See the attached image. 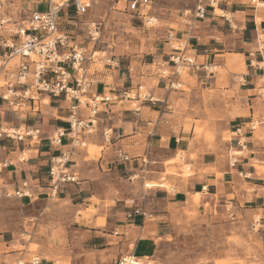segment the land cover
Listing matches in <instances>:
<instances>
[{
  "label": "crops",
  "instance_id": "1",
  "mask_svg": "<svg viewBox=\"0 0 264 264\" xmlns=\"http://www.w3.org/2000/svg\"><path fill=\"white\" fill-rule=\"evenodd\" d=\"M122 2L126 9V0L120 4ZM216 2L214 6L207 3V15L199 24L193 27L184 25L177 32H181L182 39H190L192 47L187 53L196 56L198 62L212 61L225 69L240 68V73H229L230 77L213 75L211 81L197 78L201 85H211L209 88H213L215 95L230 94L235 90L236 95L232 93L235 99H230V105L233 110L235 104L237 110L227 114L229 131L235 135L236 129L242 126L247 132V145L237 163L231 166L226 155L229 149L240 150L237 145L239 136L235 135L227 142L219 134L216 138L198 135L194 125L189 129L183 122L175 126L166 119L169 113L165 109L167 105L174 106L171 101L176 94L174 91L164 93L162 87L151 90L150 95L157 101L118 99L103 106L95 133L86 137L87 146L71 158L69 169L78 181L62 184L58 193L51 196V161L66 147L51 145L48 137L57 128L68 126V103L60 98H46V113L42 109L41 113L27 117L33 119V126L41 129L37 142L0 139V186L9 191L21 189L28 193L21 198L1 199L34 209L37 204L52 206L38 209L39 214L30 218L32 223L26 218L22 223L19 221L24 229H33L32 240L28 243L21 242L20 228L9 231L0 218V264H15L19 259L29 262L35 255L40 256L41 264H120L126 257L144 260L162 237L159 220L163 212L156 213L163 206L186 203L191 199L195 203L198 194L211 200L219 194L228 197L237 191L248 196L238 185L245 190L254 189L258 211L264 214V191H261L264 172L260 173L257 168V163H264V127L258 128L263 129L261 132L248 129L249 122L264 113V97L259 92L264 86V77L248 65L247 52L254 47L255 40L245 42L242 38L241 42L237 41L247 45L242 51L231 47L232 37L251 35L257 28L264 27V0H257L256 4L251 0ZM36 8L44 10L46 4H38L36 0H16L8 10L13 13V10ZM95 9H101V2L88 8L86 15L77 16L73 10L71 18L63 15L62 19L72 27L70 31H76L79 27L72 25L73 20H93L91 13ZM216 10L222 14L216 15ZM81 36L79 38L84 39ZM159 39L164 43H153L147 53L151 55L148 59L124 63L121 55L115 57L116 67L93 64L94 91L112 94L136 88L143 80L157 79L154 75L158 74L161 63L169 64L170 53L165 37ZM108 48L113 53L112 45ZM98 49L105 48H101L100 43ZM242 55L244 64L238 61ZM173 79L182 82L178 76ZM155 95H162V99ZM105 128H111L113 132L110 145H106L103 139ZM65 143H69L68 138ZM89 145L102 147L101 154L91 158ZM119 147L130 155L129 161H118L116 149ZM22 152L28 153L24 159ZM178 157L189 167V175L184 176L181 171L178 175L167 174V162H177ZM176 168L182 170L181 166ZM165 180L171 189L165 187ZM204 186L206 189L202 190ZM136 208L144 209L153 218L144 219L133 213ZM30 244L37 245L38 249L31 251Z\"/></svg>",
  "mask_w": 264,
  "mask_h": 264
},
{
  "label": "rangeland",
  "instance_id": "2",
  "mask_svg": "<svg viewBox=\"0 0 264 264\" xmlns=\"http://www.w3.org/2000/svg\"><path fill=\"white\" fill-rule=\"evenodd\" d=\"M202 1L207 7L211 3V0ZM198 3L199 0H155L148 14L157 18L158 21L148 24L127 8L124 9V2L119 5V8L110 10L109 4L106 1H101V9L92 11L91 19L102 23L101 48L107 49L109 45H112L113 53L111 55L117 58L122 55L121 59L124 60V63L130 60L132 62L141 61L151 57L147 53L153 43H164L159 37H165L169 31H173L178 35V38H181V32L177 31H180L182 26L193 27L199 24L200 20L194 21L193 17ZM28 14L29 11L26 10H13L12 13L15 18L20 16L25 18ZM221 14V11L216 10V15ZM62 18V28L65 30L72 29ZM80 27L84 26H79L76 33L82 34L81 37L84 38V29ZM255 37L256 32L251 35L245 34L244 37H232L231 47L242 51L244 47H247L246 44L241 45L239 43L242 38H245V42H247L248 40H255ZM167 47L170 52V45L168 44ZM191 47L192 45L189 43L187 50ZM194 47L196 46L194 45ZM239 57L240 60L238 61L244 64V56ZM211 62L208 63L213 65V71L209 74L204 71L198 73L185 71L181 75H173V68L169 67V65L172 66V63H161L157 69L158 74L154 75L158 77L157 79L143 80L138 85L144 86L143 93L151 94L152 89L156 90L162 87L165 88L164 93L174 91L176 96L171 101L174 106L168 107L167 105L165 112L169 113L166 119H169L175 126H179L183 122L189 129L194 125L198 135L216 138V134H219L223 141L229 142L232 137H235L229 131V120L227 119L229 111L237 110L235 104L233 110H231L230 105V99H235L232 94L236 95L235 90H232L230 94L215 95L213 88H209L211 85L205 83L201 85L197 78H205L211 81L213 75L221 78L230 77L229 73H240V68L237 66L225 69ZM125 66L127 67V65ZM163 70H167L169 75L164 77L162 75ZM175 76L181 78L183 84L175 81L173 79ZM172 82L176 86L178 84L180 86L178 88L172 87ZM155 97L162 99V95H155ZM45 105H47L45 102L40 105V113L42 109L46 113ZM13 115L7 114V120L16 124L32 125L34 123L33 119L21 118L20 113L16 116ZM261 131L263 129H258L257 132ZM33 142H37V140H33ZM230 150L227 152L226 160L228 156L230 157L238 151L237 149ZM101 151L102 147L97 145H89L88 147L91 158L99 156ZM239 155L241 154L239 153ZM239 155L234 157L238 158ZM24 156L27 157L28 153H25ZM176 161L167 162V174L178 175V171H181L184 176H187L191 173L189 167L179 157ZM176 166H181L182 170H178ZM257 168L260 173L264 172V163H257ZM163 184L171 189L166 180L163 181ZM238 186L239 189L248 193V196H243L241 191H237V194L228 197L219 194L211 200L208 196L204 197L199 194L195 196V203L191 199L186 203L163 206V209L156 213L163 212V216L159 220V232L162 237L157 240L154 251L144 260L130 257L133 259L129 261V257H126L128 263L264 264V214L258 211V203L253 196L254 189L249 187L245 190L242 186ZM261 191H264V184ZM47 206L52 205L48 203L46 205L37 204L36 209H34V207H23L13 200L0 198V218L4 222L3 226L9 231L20 228L21 242L28 243L32 240L33 229L30 227L24 229L19 221L22 223L26 218L27 222L32 223L30 218L39 214L38 209L43 210L42 208ZM153 213L155 215L154 211ZM149 218L152 219L153 217L150 216ZM37 249V245L30 244L31 251L35 252Z\"/></svg>",
  "mask_w": 264,
  "mask_h": 264
},
{
  "label": "built area",
  "instance_id": "3",
  "mask_svg": "<svg viewBox=\"0 0 264 264\" xmlns=\"http://www.w3.org/2000/svg\"><path fill=\"white\" fill-rule=\"evenodd\" d=\"M16 0H0V139L25 143L27 140H39L41 129L31 125H16L7 120V114H21L27 119L32 114L40 113V105L46 98H60L68 103L66 122L67 127L57 128L48 137V141L55 147H61L60 153L52 158L49 168L50 195L55 196L61 185L78 181L77 176L69 169L71 158L78 150L87 146L86 137L95 133L98 117L103 106L118 99L153 100L150 93H143V85L136 88L110 94H101L94 91L96 80L93 78L91 66L104 63L110 67L118 65L114 55L108 49H98L103 33L101 21L85 20L74 21L72 25L78 28L84 25L85 37L79 38L76 31L61 28V18H71L74 10L77 16L87 14L88 8L101 1L109 4V9H117L122 0H36L46 4V8L29 11L27 17H13L8 10ZM155 0H126L127 9L145 23L153 24L157 18L150 16ZM256 3L257 0H251ZM217 2L211 0L214 6ZM207 15V6L202 0L194 12V21L203 20ZM154 19V20H153ZM165 40L170 45L169 62L172 63L173 75H181L185 71L198 73L213 71V65L198 62L196 56L187 53L189 38H178L173 31H169ZM248 65L264 77V27L256 29L255 45L247 52ZM215 68V67H214ZM164 77L167 70L162 71ZM172 87L178 88L174 82ZM264 97V86L260 88ZM138 110V109H137ZM264 127V113L249 122L250 132ZM242 126L236 129L239 136L237 145L239 151L229 157V163H237L236 155L246 148V134ZM106 145L113 143L111 128L102 132ZM68 138L69 143H65ZM22 152V159H24ZM116 157L120 162L131 159L122 147L116 149ZM2 163H0V167ZM241 175H243L241 173ZM26 185V183H24ZM204 186L202 190H205ZM28 193L18 189L9 191L0 186V198L23 197ZM135 214L145 219L150 216L144 209L136 208ZM38 255L29 262L19 259L15 264H41ZM120 264H129L126 258Z\"/></svg>",
  "mask_w": 264,
  "mask_h": 264
},
{
  "label": "bare ground",
  "instance_id": "4",
  "mask_svg": "<svg viewBox=\"0 0 264 264\" xmlns=\"http://www.w3.org/2000/svg\"><path fill=\"white\" fill-rule=\"evenodd\" d=\"M154 20V19H153ZM155 20H157V19H155ZM158 21V20H157ZM45 103H47V101H46V99H45V101H44ZM166 186V185H165ZM199 195V194H198ZM199 197V196H198ZM196 200V199H195ZM199 200V199H198ZM129 261H132V258H129Z\"/></svg>",
  "mask_w": 264,
  "mask_h": 264
}]
</instances>
